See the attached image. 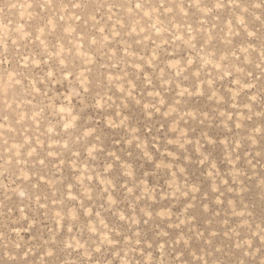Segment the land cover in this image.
Returning <instances> with one entry per match:
<instances>
[{
    "label": "rangeland",
    "instance_id": "rangeland-1",
    "mask_svg": "<svg viewBox=\"0 0 264 264\" xmlns=\"http://www.w3.org/2000/svg\"><path fill=\"white\" fill-rule=\"evenodd\" d=\"M0 7V246L27 264L264 260V0Z\"/></svg>",
    "mask_w": 264,
    "mask_h": 264
},
{
    "label": "clouds",
    "instance_id": "clouds-1",
    "mask_svg": "<svg viewBox=\"0 0 264 264\" xmlns=\"http://www.w3.org/2000/svg\"><path fill=\"white\" fill-rule=\"evenodd\" d=\"M0 12H3L2 7H0ZM0 56H3V53H0ZM4 63L5 61L3 59H0V64H4ZM3 73H8V69H4ZM3 73H0V83L4 81ZM7 79L9 83L12 81V77L10 74H8ZM15 83L18 84L19 81L17 80L15 81ZM19 248H20V244L12 241H10L8 245L0 246V264H27L26 261L18 258L20 257V252L18 251ZM13 253L15 255H13ZM48 255L53 256L52 253H48ZM261 255L264 256V253H262ZM252 256L253 258L249 259L247 264H264V260H258L255 258V253H252ZM45 264H64V262L61 260L59 255H56L53 256L51 260L46 261Z\"/></svg>",
    "mask_w": 264,
    "mask_h": 264
},
{
    "label": "snow or ice",
    "instance_id": "snow-or-ice-1",
    "mask_svg": "<svg viewBox=\"0 0 264 264\" xmlns=\"http://www.w3.org/2000/svg\"><path fill=\"white\" fill-rule=\"evenodd\" d=\"M136 7H140V5H139V4H137V5H136ZM93 43H95V41H93ZM62 110H63V109H62Z\"/></svg>",
    "mask_w": 264,
    "mask_h": 264
}]
</instances>
